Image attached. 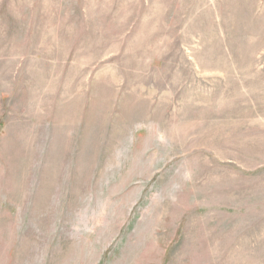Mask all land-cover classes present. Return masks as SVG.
Segmentation results:
<instances>
[{
	"label": "rangeland",
	"instance_id": "374dc122",
	"mask_svg": "<svg viewBox=\"0 0 264 264\" xmlns=\"http://www.w3.org/2000/svg\"><path fill=\"white\" fill-rule=\"evenodd\" d=\"M0 264H264V0H0Z\"/></svg>",
	"mask_w": 264,
	"mask_h": 264
}]
</instances>
